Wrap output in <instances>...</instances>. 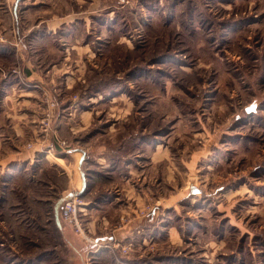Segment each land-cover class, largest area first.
<instances>
[{
  "label": "rangeland",
  "instance_id": "1",
  "mask_svg": "<svg viewBox=\"0 0 264 264\" xmlns=\"http://www.w3.org/2000/svg\"><path fill=\"white\" fill-rule=\"evenodd\" d=\"M35 1L54 19L48 39L87 51L72 55V87L64 78L52 91L38 142L19 147L30 159L4 161L0 150V264H80L91 238L83 235L85 200L77 194L78 230L61 215L65 162L46 154L65 157L75 146L90 153L101 143L120 150V168L148 145L169 154L149 173L154 189L136 213L176 201L185 186L162 222L180 229L181 256L192 249L193 264H264V0ZM53 124L61 134L51 143ZM103 207L93 215L113 213ZM131 243L114 245L125 255Z\"/></svg>",
  "mask_w": 264,
  "mask_h": 264
},
{
  "label": "crops",
  "instance_id": "2",
  "mask_svg": "<svg viewBox=\"0 0 264 264\" xmlns=\"http://www.w3.org/2000/svg\"><path fill=\"white\" fill-rule=\"evenodd\" d=\"M36 4L39 3L35 0H14L12 3L0 0V31L4 36L0 39V150H4L2 159L8 162L30 159L32 153L28 150L22 153L19 147L28 139L38 142L45 131L40 119L49 97L55 98L59 94L57 84L60 79L67 80V89L77 81L71 65L77 64L78 60L72 55L82 56L87 51L85 44L78 46L79 51H74L77 46L70 41L48 39L47 36L55 32L54 19L45 16L47 11ZM52 91H57V95ZM53 126V135L45 132L46 138L50 135L51 143L56 136L54 133L61 134L60 127L56 130ZM49 144L50 141L47 142ZM147 148L146 153L136 155L137 161L134 158L126 160L123 168L116 161L120 150L116 152V147L109 148L102 143L90 153L88 150L91 149L75 146L66 150L65 157L56 155L53 148L46 154V157L65 162L64 166L60 165L62 163L59 165L70 176L65 189L67 197L78 194L85 200L86 211L83 214L89 217L85 224L88 232L83 235L86 238L90 234L91 238L87 237L88 242H83L85 247L80 254V264H89L86 259L88 251L102 258L110 257V264L194 263L196 255L192 249L189 257L187 253L183 254L186 258L179 254L180 251H175V247L182 243L180 229L174 224L162 223L168 214L166 209L173 206L180 195L186 194L185 186L176 195V201L163 204L159 201L154 212L146 216L136 213L154 189L149 173L161 167L163 159L170 161L166 150L162 151L157 146L151 152L149 145ZM70 156L73 161L69 165ZM140 158H145L142 164L138 161ZM171 170L170 177L175 180ZM158 180L161 183L160 177ZM190 188L193 194L200 191L196 181ZM103 206L112 208L113 213L94 216L92 209ZM59 220L63 227L60 216ZM116 242H132L130 253L123 255L116 248ZM165 242L167 247L162 246ZM115 254H120L126 262H117Z\"/></svg>",
  "mask_w": 264,
  "mask_h": 264
},
{
  "label": "built area",
  "instance_id": "3",
  "mask_svg": "<svg viewBox=\"0 0 264 264\" xmlns=\"http://www.w3.org/2000/svg\"><path fill=\"white\" fill-rule=\"evenodd\" d=\"M82 203L79 200V197L77 194L70 195L67 197L61 206V215L62 217L67 220L69 223L75 224L77 229H80V224L78 222L79 212L81 211ZM130 249V246L123 247L124 252H128Z\"/></svg>",
  "mask_w": 264,
  "mask_h": 264
}]
</instances>
